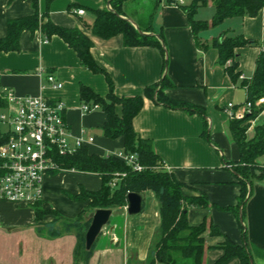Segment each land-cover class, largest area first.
<instances>
[{
    "label": "crops",
    "instance_id": "obj_1",
    "mask_svg": "<svg viewBox=\"0 0 264 264\" xmlns=\"http://www.w3.org/2000/svg\"><path fill=\"white\" fill-rule=\"evenodd\" d=\"M131 1L122 5L121 17L135 28L146 30L147 22L141 12L128 13ZM175 1L156 0L149 21L148 33L161 36L164 41L166 60L154 47L124 46L120 35L108 40L91 35L93 11L107 8L105 0H37V11L40 16L47 14L44 20L63 28H79L90 38V54L112 81L117 97L142 96L147 86L160 81L166 61L165 74L171 86L164 90V95L201 107L205 119L196 113L170 109L144 98L142 108L132 120L133 130L141 139L150 141L167 171L185 185L182 189L185 197L206 196L207 208L192 207L186 214L188 225L198 226L205 221L207 226L212 223L220 232L218 236H210L208 230L204 233L203 264L240 263L235 256L220 261L224 255L220 246L225 240L248 246L252 262L264 264V182L254 181L252 195L245 204V235L234 214L225 210L236 205L240 193L237 179L226 165L238 162L240 153L231 138V119L225 110L231 103L233 111H242L246 91L240 86V79L233 82L219 66L218 50L214 45L224 34L242 35L256 42L254 46L235 50L236 71L249 80L264 48V8L253 17L228 18L211 26L214 9L209 0L194 16L196 20L207 22L208 28L194 35L180 3ZM181 1L186 5L190 0ZM79 9L84 10L81 16L76 14ZM33 13L32 0H0V39L6 36L8 20ZM48 75L62 87L53 88L47 82ZM81 86L101 97L108 93L104 74H94L83 68L75 51L60 37L54 35L47 39L39 28L20 33L17 51L0 52V90L10 89L18 97H43L50 102L60 100L65 105L63 119L71 134L70 145L82 140V147L89 154L102 157L122 152L121 137L109 139L102 134L106 121L104 112L97 108L89 112L82 110ZM4 104L1 109L5 111L7 105ZM115 110L120 114L119 106ZM251 124L247 138L253 137L255 126L264 125V110ZM0 132L5 137L6 127ZM101 187L102 179L96 175L48 173L38 203L45 214L39 221L33 206L0 202V264H74L77 238L74 234L60 233L58 220L70 223L81 215V225L90 221L95 210L90 208L91 201L76 197L83 191L96 192ZM141 197L142 207L137 215L129 216L125 208L111 209L112 215L104 228L107 235L102 232L103 240L96 239L86 264H146L150 246L159 233L160 219L154 194L146 191ZM109 228H112L110 232ZM43 231L54 236L49 239ZM11 238L17 240L16 245L9 242ZM67 248L72 250L73 261Z\"/></svg>",
    "mask_w": 264,
    "mask_h": 264
},
{
    "label": "trees",
    "instance_id": "obj_2",
    "mask_svg": "<svg viewBox=\"0 0 264 264\" xmlns=\"http://www.w3.org/2000/svg\"><path fill=\"white\" fill-rule=\"evenodd\" d=\"M51 2L52 0H47ZM109 9L93 11L95 19L90 27V33L103 40L120 35L123 45L126 47L149 46L158 49L166 60L164 41L161 36L156 37L148 33L151 29L150 22L146 30L133 26V24L121 17L122 5L128 0H105ZM209 0H190L188 4H179L188 19L194 35L208 28V23L194 18L201 7L206 6ZM214 9L211 26H217L225 19L233 17H253L264 8V0H210ZM175 3V0H168ZM34 13L31 16L8 20L6 24V36L0 39V52H13L18 50V39L23 30L33 32L40 29L47 36L60 37L70 48H72L83 68L94 74L105 75L108 85V93L105 97L96 95L85 86L80 87V99L84 105L100 109L106 115V121L102 126L103 136L109 139L121 137L124 142L123 152L135 154L138 162L143 166L141 172H136L127 167L122 161L113 157L89 154L86 148L80 147L74 153L65 156H55V163L59 172L81 173L96 175L102 179V187L96 192H81L76 197L78 200L89 199L91 209H121L127 204L128 193L142 195L146 191L154 194L158 203L159 211V233L151 246L146 264H203V253L205 250L204 233L208 230L210 236H218L220 232L212 224L203 221L198 226H190L186 220L187 210L192 207L207 208L208 200L204 194L198 197H185L182 189L185 185L178 182L172 173L161 166L163 162L152 150L150 141L141 139L133 130L132 120L140 111L144 98L152 100L156 104L170 109L183 110L187 113H196L205 119V113L201 107L185 102L168 99L164 90L171 86L165 74L159 82L147 86L142 96L117 97L113 92V84L104 71L94 62L90 48L92 41L79 28H63L53 24L50 20H44L47 14L39 15L37 11V0H32ZM146 33L141 34L140 32ZM148 33V34H147ZM218 50V64L225 74L233 81L239 80L240 72H237L235 62V50L246 46H254L256 42L246 39L242 35H221L214 41ZM240 86L246 91L245 103H250V113L242 119H231L229 131L232 140L238 147L240 159L238 162L226 163L232 174L236 177L240 186V193L236 205L229 206L225 210L234 214L238 224L245 235L244 207L252 195L254 181L264 182V125L254 128V136L247 138V131L251 121L255 120L264 110V48L261 49L255 62L252 77L249 80H241ZM4 101L0 96V109L4 107ZM116 106L121 108L120 114L116 113ZM207 131V126H206ZM206 133V132H205ZM207 134V133H206ZM206 135V139H207ZM5 140L0 132V144ZM263 161H260V160ZM116 186L111 187L114 180ZM34 207L36 220H40L45 214L39 204ZM82 216L75 218L70 225H79L80 235L85 233L90 221L80 225ZM74 249V261L77 264H86L90 258L94 245L89 251L77 246ZM224 255L220 261L235 256L239 264H254L248 246H238L225 240L220 246ZM81 249V250H80ZM219 261V262H220ZM218 262V263H219ZM130 264V263H127Z\"/></svg>",
    "mask_w": 264,
    "mask_h": 264
},
{
    "label": "built area",
    "instance_id": "obj_3",
    "mask_svg": "<svg viewBox=\"0 0 264 264\" xmlns=\"http://www.w3.org/2000/svg\"><path fill=\"white\" fill-rule=\"evenodd\" d=\"M76 14L81 16L84 10H76ZM46 79L53 88L62 87L52 75ZM239 79L244 80V77L239 75ZM0 96L7 105L5 114H0V124L6 127L5 140L0 144V202L35 206L42 199L44 177L50 172H59L55 156L70 155L82 147L83 142L77 140L70 145L71 134L63 119L65 105L60 100L18 97L10 89H1ZM250 108L247 102L242 111H233L234 105L229 103L225 111L230 119L239 120L250 113ZM93 109L96 106H82L84 112ZM111 156L136 172L144 169L135 154L122 151ZM161 168L167 170L164 164ZM116 181L115 178L110 186L115 187Z\"/></svg>",
    "mask_w": 264,
    "mask_h": 264
},
{
    "label": "rangeland",
    "instance_id": "obj_4",
    "mask_svg": "<svg viewBox=\"0 0 264 264\" xmlns=\"http://www.w3.org/2000/svg\"><path fill=\"white\" fill-rule=\"evenodd\" d=\"M155 4H156V0H133L131 1V3L129 4L128 7V13L131 15H136V11L137 12H141L143 15V20L145 22H149L153 16V13L155 11ZM204 12V11H203ZM206 12V10H205ZM0 114H5V111L3 109H0ZM254 121V120H253ZM252 123V121H251ZM252 124H250L251 126ZM259 126V125H257ZM256 127V126H255ZM254 127V128H255ZM5 130V126L0 124V131ZM254 136V135H253ZM248 139H251L250 137ZM264 158V157H263ZM58 224H57V228L59 229L60 233H66V234H74L76 236V242L78 243L77 246H79L81 249H84V239H83V234L80 235V230H79V225L75 224V225H70L69 223L65 222V221H61L58 220ZM111 223L113 222V219L111 218ZM110 223V225H111ZM81 225V223H80ZM56 228V227H55ZM43 233L46 235V237L52 236L51 233H49L48 231H43ZM107 232L104 230L103 231V235H107ZM54 236V235H53ZM52 236V237H53ZM65 236V235H64ZM98 241L103 240L101 238V236H99L97 238ZM11 241L12 244L16 245L15 243H17V240H15V238H11V240L9 239V242ZM105 241V240H104ZM95 246V245H94ZM80 249V250H81ZM63 251V250H62ZM65 252V251H64ZM67 254H69V258L72 259L73 261V257H72V250H68V248L66 249ZM65 252V253H66ZM62 254V253H61ZM68 258V255H67ZM62 260V259H61ZM74 264H77L74 261Z\"/></svg>",
    "mask_w": 264,
    "mask_h": 264
},
{
    "label": "water",
    "instance_id": "obj_5",
    "mask_svg": "<svg viewBox=\"0 0 264 264\" xmlns=\"http://www.w3.org/2000/svg\"><path fill=\"white\" fill-rule=\"evenodd\" d=\"M107 8L109 5L107 2ZM137 29V26H136ZM140 32V31H139ZM143 34L142 32H140ZM127 208L126 213L129 216H134L140 213L142 207V197L136 193H128L126 197ZM112 210L110 209H95L90 215V224L85 233V250L89 251L96 239L102 234L104 228L108 225ZM112 228H109V232ZM252 263V261H251Z\"/></svg>",
    "mask_w": 264,
    "mask_h": 264
}]
</instances>
